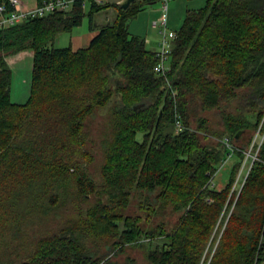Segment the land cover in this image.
<instances>
[{
  "label": "trees",
  "instance_id": "trees-1",
  "mask_svg": "<svg viewBox=\"0 0 264 264\" xmlns=\"http://www.w3.org/2000/svg\"><path fill=\"white\" fill-rule=\"evenodd\" d=\"M148 2L126 9L92 2L87 12L76 3L0 30V264H134L108 257L131 245L147 247L148 264L264 263V0H205L186 10L165 75L153 69L156 51L128 31ZM110 6L115 18L86 48L52 46ZM28 50L29 97L17 104L7 57ZM199 111H216L222 128H209ZM97 115L106 118L95 178L79 161L85 122ZM256 134L263 135L256 159L244 165L237 190ZM223 137L235 160L218 190L212 179L226 156ZM91 197L77 218L35 234L31 225ZM135 197L145 217L124 213ZM168 208L178 214L174 227L152 225Z\"/></svg>",
  "mask_w": 264,
  "mask_h": 264
},
{
  "label": "rangeland",
  "instance_id": "rangeland-1",
  "mask_svg": "<svg viewBox=\"0 0 264 264\" xmlns=\"http://www.w3.org/2000/svg\"><path fill=\"white\" fill-rule=\"evenodd\" d=\"M24 1V0H23ZM33 0H31L29 3H32ZM173 2L177 4V7L175 6V9L173 12H171V7ZM183 2V3H182ZM182 3V4H180ZM184 4H187L188 9H195V8H201L205 5V0H170L168 3V28L172 31H176L185 16V8L186 6H182ZM179 5V7H178ZM90 2L86 4V12L89 10ZM152 6H156L157 8H161V3L157 1ZM185 10L184 13L181 11ZM173 14V20L170 19L169 15ZM101 16H105L104 13L100 14ZM160 15V14H159ZM158 17H156L154 20H156ZM112 20V19H111ZM153 21V20H152ZM151 21V22H152ZM88 25H89V17L87 15L83 18L82 24L76 28H74V32H80V33H86L88 31ZM128 31L131 34L138 35L139 37H144L143 34L134 32L133 26H130ZM159 29L156 28V30L151 31L152 38L150 39L151 44H146V47L148 49H154L159 50V45L156 37V32H158ZM159 35V34H158ZM71 32H62L58 34V36L55 38V40L52 42V46L56 48H62L67 47L70 43V37ZM160 39V38H159ZM169 57L166 60V66H169ZM7 63L9 68L12 72V78H11V85H10V97L11 101L14 103H24L27 99V96L30 91V84H31V65H32V51L28 50L22 55V57H18L16 55H9L7 57ZM199 117H204L209 121L208 125L209 128L213 130H219L222 128L219 120V115L216 111H202L198 112L197 114ZM197 116V117H198ZM106 117H102L97 115L93 119H87L84 126V131L87 134V141L84 146V150L86 154H84L83 158L79 161L84 166H86V169L88 173L92 176L97 178V174L99 171V165L102 161V149H101V142L103 139V134L105 132V129L103 128V120ZM88 121V122H87ZM191 127L194 129L196 128V119H191ZM249 132L244 133V136L241 140V143L244 144L249 139ZM140 138V135H139ZM209 140L213 143H216L219 141L217 137L209 136ZM235 160V157H232L231 160H229L222 168H220L216 174L214 175L212 179V185L218 189L222 188L228 179L229 176V168L230 164ZM241 182V180H240ZM238 182V185H236V188L238 189L241 185V183ZM150 198H153L151 195ZM94 197H91L89 201L82 202L80 204L76 205H70L66 209H63L58 215L54 216H45L44 221L41 224L38 225H31L32 229L34 227L35 234H41V233H49L57 231L59 228L67 224L70 220H73L77 218L80 214H83L85 210L90 207L94 203ZM139 198L135 197L129 204L128 208L124 212L126 215H140L145 217L144 212L138 211V203ZM39 216V215H36ZM39 217H36L34 219H38ZM178 214L171 212V210L168 208L164 212L157 214L153 217H151V224L156 225L161 222H163L164 227L167 231H170L175 223L177 222ZM146 226V225H145ZM156 242H154L155 244ZM162 243V241H161ZM20 243L18 244V246ZM17 246V248H19ZM146 250L147 247H139V246H126L124 251L121 253H115L114 251L111 252L108 257L111 260H117L119 262H124L126 260H132L134 264H148L146 260Z\"/></svg>",
  "mask_w": 264,
  "mask_h": 264
},
{
  "label": "built area",
  "instance_id": "built-area-1",
  "mask_svg": "<svg viewBox=\"0 0 264 264\" xmlns=\"http://www.w3.org/2000/svg\"><path fill=\"white\" fill-rule=\"evenodd\" d=\"M159 1L161 3L160 15L156 20L151 22L152 27L159 29V50L156 51L158 62L154 66V71L157 74L165 75L168 67L166 66V60L170 56L172 49V41L176 37V32L168 28V3L170 0H149ZM90 2L100 3V0H42L36 2L34 5L29 6L23 0H6V4L0 5V30L7 29L17 24L23 23L35 18H42L56 12H69L76 3H81L84 8L85 5ZM176 131L182 129V124L179 120L175 121ZM264 135V134H263ZM263 135L256 134L253 138L250 148L246 152V157L240 172L237 177V182L241 179L244 172L247 173L250 165L256 159L257 151L262 141ZM222 143L225 145L227 152L226 156L220 163L218 170L222 168L233 156L235 146L228 137L222 138ZM257 144L254 149L253 145ZM250 164L247 171L244 169L245 164ZM217 170V171H218ZM236 187V183H235Z\"/></svg>",
  "mask_w": 264,
  "mask_h": 264
},
{
  "label": "crops",
  "instance_id": "crops-1",
  "mask_svg": "<svg viewBox=\"0 0 264 264\" xmlns=\"http://www.w3.org/2000/svg\"><path fill=\"white\" fill-rule=\"evenodd\" d=\"M30 1L31 0H24V2L29 6H32L37 2L36 0H33L32 3H29ZM119 1L120 0H100V3H98V4H105L106 3V4L112 5V4H117ZM137 1L143 2V1H148V0H137ZM156 2L157 1H150V2L146 3L142 7V9L136 14V16L133 17L128 22V29L130 26H133V29L135 30L134 32H138V33L143 34L144 37L140 36V38H142L145 41V46H146V44H148V45L151 44L150 43L151 42L150 39L152 38L151 31L156 30V27H152L151 21L154 20L156 17H158L160 14V11H161V8H159V7L157 8L156 6H152ZM182 3H180V4H182ZM175 6L177 7V4H175V2H173L172 7H171V12L174 11ZM182 6H186L185 10H188L187 4H184ZM178 7H179V5H178ZM195 9H199V8H195ZM84 10L86 11V5L84 7ZM185 10L183 11V9H182L181 12L184 13ZM168 11H169V8H168ZM101 13L102 14L104 13L105 16H101L100 15ZM115 16H116L115 10L111 6L106 10H102V11L95 13L91 17L87 15V17H89L88 31L86 33H80V32L75 33L74 32L75 30L73 28L71 30L70 43L67 47H71V49L73 51H76V50L81 49V48H86L89 45V43L91 42V40L99 33L101 27L104 26L105 24H107L109 21H111V19H114ZM169 17H170V19L173 20V14H170ZM81 24H82V22H81ZM156 33H157L156 34V37H157L156 42L159 43V38H160L158 35L159 33L158 32H156ZM134 35H136V33ZM136 36H138V35H136ZM149 50H152V49H149ZM152 51H157V50L153 49ZM28 97H29V94L27 96V99H28ZM27 99H26V101H27ZM17 104H23V103H17ZM245 175H246V172H244L243 175L241 176L240 180L242 183H243ZM240 188H241V185L237 190H239ZM219 189H221V188H218V190Z\"/></svg>",
  "mask_w": 264,
  "mask_h": 264
},
{
  "label": "water",
  "instance_id": "water-1",
  "mask_svg": "<svg viewBox=\"0 0 264 264\" xmlns=\"http://www.w3.org/2000/svg\"><path fill=\"white\" fill-rule=\"evenodd\" d=\"M134 0H120L117 5L120 6L122 9H126ZM241 135V132H237L235 134V139H238Z\"/></svg>",
  "mask_w": 264,
  "mask_h": 264
}]
</instances>
